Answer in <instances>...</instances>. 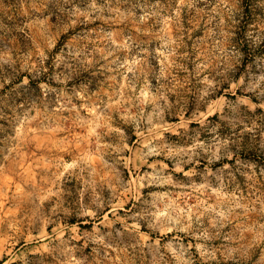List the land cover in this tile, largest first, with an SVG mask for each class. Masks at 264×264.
<instances>
[{"label":"rangeland","instance_id":"rangeland-1","mask_svg":"<svg viewBox=\"0 0 264 264\" xmlns=\"http://www.w3.org/2000/svg\"><path fill=\"white\" fill-rule=\"evenodd\" d=\"M0 264H264V0H0Z\"/></svg>","mask_w":264,"mask_h":264}]
</instances>
